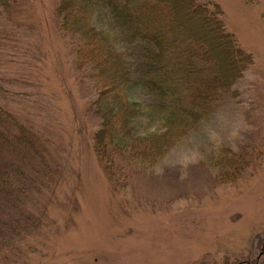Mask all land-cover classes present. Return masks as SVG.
<instances>
[{
  "label": "rangeland",
  "instance_id": "rangeland-1",
  "mask_svg": "<svg viewBox=\"0 0 264 264\" xmlns=\"http://www.w3.org/2000/svg\"><path fill=\"white\" fill-rule=\"evenodd\" d=\"M57 1L0 12V264H264V157L232 183L207 164L214 148L264 143V0H208L253 64L148 168L98 159L90 34L61 31Z\"/></svg>",
  "mask_w": 264,
  "mask_h": 264
},
{
  "label": "trees",
  "instance_id": "trees-1",
  "mask_svg": "<svg viewBox=\"0 0 264 264\" xmlns=\"http://www.w3.org/2000/svg\"><path fill=\"white\" fill-rule=\"evenodd\" d=\"M10 1L0 0V12ZM55 15L61 31L90 34L81 37L90 47L81 58L102 86L91 104L100 120L93 135L98 159L103 151L150 167L226 98L236 97L233 84L253 64L213 1L58 0ZM23 157L25 166H38L36 153ZM263 157L264 143L237 150L221 146L210 151L207 164L216 183H232ZM7 164L0 165V173Z\"/></svg>",
  "mask_w": 264,
  "mask_h": 264
}]
</instances>
